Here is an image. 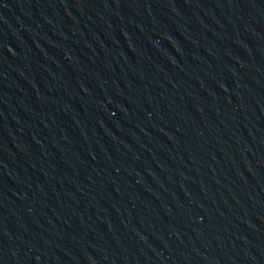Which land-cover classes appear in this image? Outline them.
<instances>
[{
  "label": "water",
  "instance_id": "obj_1",
  "mask_svg": "<svg viewBox=\"0 0 264 264\" xmlns=\"http://www.w3.org/2000/svg\"><path fill=\"white\" fill-rule=\"evenodd\" d=\"M0 264H264V0H0Z\"/></svg>",
  "mask_w": 264,
  "mask_h": 264
}]
</instances>
